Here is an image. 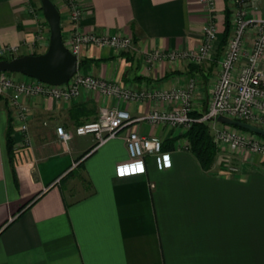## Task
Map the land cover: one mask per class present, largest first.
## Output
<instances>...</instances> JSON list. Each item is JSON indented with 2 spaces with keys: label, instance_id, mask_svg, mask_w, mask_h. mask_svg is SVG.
Returning <instances> with one entry per match:
<instances>
[{
  "label": "crops",
  "instance_id": "crops-1",
  "mask_svg": "<svg viewBox=\"0 0 264 264\" xmlns=\"http://www.w3.org/2000/svg\"><path fill=\"white\" fill-rule=\"evenodd\" d=\"M30 1L37 16L25 0H0V47L16 45L17 55L44 51L49 43L40 1ZM80 1L82 30L130 34L139 51L83 46L78 59L92 60L79 70L149 88L184 84L194 76L196 107L202 109L223 49L229 0H215L218 34L210 59L154 65L143 61V51L195 48L201 42L209 20L201 0ZM53 2L64 39L72 23L63 0ZM258 13L264 17V0H258ZM25 100L28 145L21 143L7 97L0 96V264H264V155L236 153L234 173L220 172L217 156L204 169L186 147L182 128L145 120L129 123L97 145L92 134H74L65 144L56 124L71 129L96 117L101 105L124 107L135 117L169 103L124 101L90 91L71 100L42 95ZM9 115L12 161L5 141ZM129 130L157 135L171 165L158 168L146 155L145 172L117 176L115 162L128 157L124 135Z\"/></svg>",
  "mask_w": 264,
  "mask_h": 264
},
{
  "label": "built area",
  "instance_id": "built-area-1",
  "mask_svg": "<svg viewBox=\"0 0 264 264\" xmlns=\"http://www.w3.org/2000/svg\"><path fill=\"white\" fill-rule=\"evenodd\" d=\"M28 10L35 16L36 8L25 0ZM64 8L72 27L63 39L65 46L78 57L83 46H110L115 51L134 50L139 47L130 34L97 33L81 29L84 7L80 0H63ZM209 13V20L203 25L202 40L195 48L164 49L154 47L142 52V59L149 65L161 61L182 60L201 64L212 57L218 34L217 22L212 11L215 0H201ZM230 32L218 57L217 71L210 83L205 98V107L199 117L191 114L197 109L195 95L198 80L190 76L184 84L171 87H134L120 80H111L83 72L79 68L62 83H51L13 71H0V96H6L13 110L15 122L22 133L21 143L28 145V119L30 115L26 97L50 96L55 99L71 100L83 91L97 92L106 97L124 101H163L168 107H153L147 112L132 117L129 111L118 105H101L94 119L77 123L66 129L56 124L55 131L60 140L67 144L74 134H92L94 145L119 134L120 129L133 121L145 120L152 124H167L187 130L194 120L209 122L212 140L218 148L217 166L223 173L238 170L235 154L251 152L264 155V137L258 133L230 124H219L218 115L243 120L264 128V17L258 13V0H229ZM41 13V12H40ZM43 23L38 24L42 31ZM18 46L0 47V58L16 56ZM128 157L115 162L117 176L145 172V156L151 155L158 168L171 165L170 152L162 149L157 135L141 134L129 130L125 135ZM189 147V143H186ZM136 165L143 171L133 172ZM128 168L124 175L120 170Z\"/></svg>",
  "mask_w": 264,
  "mask_h": 264
},
{
  "label": "water",
  "instance_id": "water-1",
  "mask_svg": "<svg viewBox=\"0 0 264 264\" xmlns=\"http://www.w3.org/2000/svg\"><path fill=\"white\" fill-rule=\"evenodd\" d=\"M49 26V43L44 51L0 58V71L19 72L51 83H62L78 69L79 59L64 44L60 12L53 0H39ZM218 122L239 125L264 136V128L247 121L218 115Z\"/></svg>",
  "mask_w": 264,
  "mask_h": 264
},
{
  "label": "trees",
  "instance_id": "trees-1",
  "mask_svg": "<svg viewBox=\"0 0 264 264\" xmlns=\"http://www.w3.org/2000/svg\"><path fill=\"white\" fill-rule=\"evenodd\" d=\"M39 9L41 10L40 2H39ZM229 13H230V9L226 8L225 18H224V29H223L222 38L220 41L221 47H222V45H224L226 38L228 37L229 32H230ZM46 23H47V21H46ZM6 58H11V57H6ZM88 60H92V58L91 59L90 58H81V59H79L78 65H81L82 63H84L85 61H88ZM83 109H85L87 111L91 110V108H87L86 105H82V110ZM191 114L194 117H199L202 114V110H199V109L192 110ZM81 122H83V121H81ZM234 126L253 132L251 129L243 128V127H240L239 125H234ZM12 133H13V125H12L11 116L9 115L8 123H7V127H6V132H5L6 149H7V155H8L9 161H12L13 157H14V139H13ZM183 135L187 138V141L189 143V148L195 154V156L199 160L201 166L204 169L210 168L215 161L216 154L218 152V148H217L216 144L214 143V141L212 140L209 122L204 121V120H194L191 123L190 127L184 131ZM260 136H262V135H260ZM262 137H264V136H262Z\"/></svg>",
  "mask_w": 264,
  "mask_h": 264
},
{
  "label": "snow or ice",
  "instance_id": "snow-or-ice-1",
  "mask_svg": "<svg viewBox=\"0 0 264 264\" xmlns=\"http://www.w3.org/2000/svg\"><path fill=\"white\" fill-rule=\"evenodd\" d=\"M130 170L128 168H124L120 170V174L124 175L126 173H128ZM131 171L133 172H139V171H143L142 167L140 165H136L133 169H131Z\"/></svg>",
  "mask_w": 264,
  "mask_h": 264
},
{
  "label": "rangeland",
  "instance_id": "rangeland-1",
  "mask_svg": "<svg viewBox=\"0 0 264 264\" xmlns=\"http://www.w3.org/2000/svg\"><path fill=\"white\" fill-rule=\"evenodd\" d=\"M42 10V9H41ZM41 13H42V15H43V12L41 11ZM204 107H205V104H203V107H202V109H204ZM219 124H224V123H222V122H218ZM91 136V135H90ZM89 135H88V137H90Z\"/></svg>",
  "mask_w": 264,
  "mask_h": 264
}]
</instances>
